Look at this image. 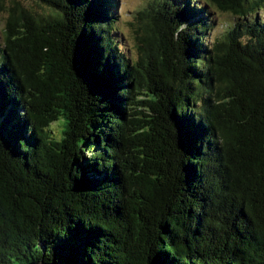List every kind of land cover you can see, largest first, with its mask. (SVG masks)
<instances>
[{"label": "trees", "instance_id": "trees-1", "mask_svg": "<svg viewBox=\"0 0 264 264\" xmlns=\"http://www.w3.org/2000/svg\"><path fill=\"white\" fill-rule=\"evenodd\" d=\"M34 1L0 0V264H264V0H148L137 58L118 0Z\"/></svg>", "mask_w": 264, "mask_h": 264}, {"label": "rangeland", "instance_id": "rangeland-1", "mask_svg": "<svg viewBox=\"0 0 264 264\" xmlns=\"http://www.w3.org/2000/svg\"><path fill=\"white\" fill-rule=\"evenodd\" d=\"M4 4L9 0H3ZM27 10L40 11L42 7L35 3L34 0H18ZM148 0H118V20L116 22L117 34L121 36L122 47L126 48L131 57L137 58L138 56V44L136 40L137 28L140 25L139 19H137L136 10L143 8ZM6 5V4H5ZM6 10L0 9V30L4 25L6 19ZM43 15V14H42ZM215 20L211 29L210 37H219L226 31L227 26L232 24L231 17L222 12L214 13Z\"/></svg>", "mask_w": 264, "mask_h": 264}, {"label": "water", "instance_id": "water-1", "mask_svg": "<svg viewBox=\"0 0 264 264\" xmlns=\"http://www.w3.org/2000/svg\"><path fill=\"white\" fill-rule=\"evenodd\" d=\"M260 79L262 80V82H264V77L263 78H259V81H260ZM25 264H56V263H54V262H47V263H45V262H28V263H25Z\"/></svg>", "mask_w": 264, "mask_h": 264}]
</instances>
